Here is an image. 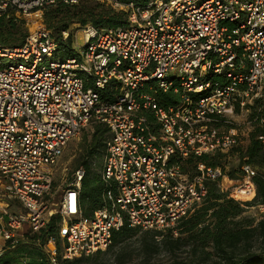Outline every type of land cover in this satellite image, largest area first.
<instances>
[{
  "label": "built area",
  "instance_id": "obj_1",
  "mask_svg": "<svg viewBox=\"0 0 264 264\" xmlns=\"http://www.w3.org/2000/svg\"><path fill=\"white\" fill-rule=\"evenodd\" d=\"M81 1L87 0H0V15L12 8L42 22L22 46L0 47V237L15 245L24 227L37 233L57 212L63 259L107 249L125 223L175 228L206 197L205 182L222 174L198 163L190 176L171 157L239 145L236 105L238 114L251 113L258 101L248 130L264 127V0H91L124 12L126 26L86 25L83 49L55 58L68 31L61 42L54 38L43 10ZM167 93L176 101L163 105ZM94 123L109 135L101 167L105 204L82 215L79 167L53 209L52 168L67 143ZM256 137L264 151V130ZM256 173L242 164L229 196L252 199ZM11 201L24 212H9ZM44 249L57 264L56 240Z\"/></svg>",
  "mask_w": 264,
  "mask_h": 264
},
{
  "label": "trees",
  "instance_id": "obj_2",
  "mask_svg": "<svg viewBox=\"0 0 264 264\" xmlns=\"http://www.w3.org/2000/svg\"><path fill=\"white\" fill-rule=\"evenodd\" d=\"M121 2H142L143 0H120ZM15 11L12 8L7 13L0 15V47L16 48L24 44L28 34L25 30H18L17 22L22 23L13 16L6 18L8 13ZM44 23L51 31L52 36L61 42V32L68 31L71 24L80 26L91 25L94 28L126 26L124 12L116 11L111 6L96 1H81L77 4H64L56 2L54 5L44 8ZM19 35V41L11 44L9 38ZM59 57L65 59L76 54L72 45L71 34L60 43ZM5 60H0V65ZM105 91L104 98L111 97ZM161 103L165 105L166 98L160 96ZM168 101V100H167ZM259 102L249 106L250 117L254 116ZM238 113L239 106L235 108ZM95 124V123H94ZM104 126V125H103ZM96 136L107 133V128L97 126ZM264 127L256 126L249 132V141L246 147L235 146L227 152H214L201 156L190 155L186 158L172 156L170 164L178 163L184 173L190 176L197 172V164L202 163L212 169H220L221 176L216 180H207V194L201 204L196 207L191 215L182 218L175 228L165 230L141 229L124 224L112 234V242L105 250L96 251L90 255H81L72 259H63L61 253V240L58 229L61 222L59 214L53 215L46 227L37 233H25L24 242L12 245L7 241L4 250L0 253V264H53L44 245L49 238L57 242V264H264V218L254 226L252 220L241 218L247 207L264 206V173L256 169L257 165L264 164V151L257 140V134ZM107 140V139H106ZM106 142V141H105ZM105 142L103 143V155L105 154ZM230 154H237L242 164H250L257 171L252 181L255 186V196L248 201H237L229 196L239 179L236 170H227L225 163ZM104 157V156H103ZM247 157V158H245ZM80 166L85 175L81 182L79 206L84 217H90L93 212L105 204V182L101 178L91 179L90 161L85 160ZM189 168L193 172H189ZM176 230V235L174 233ZM260 237V245L255 250L256 237ZM138 239L136 249H130L128 244ZM31 245L35 252L28 261L14 255V250L20 245ZM20 246V247H19ZM187 249V256L181 258L179 253ZM172 257L162 263L157 257L161 254ZM182 254V253H181ZM178 257V258H177ZM107 258V261H106ZM103 260L104 263H101Z\"/></svg>",
  "mask_w": 264,
  "mask_h": 264
},
{
  "label": "rangeland",
  "instance_id": "obj_3",
  "mask_svg": "<svg viewBox=\"0 0 264 264\" xmlns=\"http://www.w3.org/2000/svg\"><path fill=\"white\" fill-rule=\"evenodd\" d=\"M105 6L107 5L105 4ZM43 14H44V11L42 13V20L44 22ZM11 16L23 22L22 26H20L19 22H17L18 23L17 29L19 31L25 30L28 35H30L33 32V30L36 29V26H37L36 22H40L42 24L41 19H36V16L34 15L26 17V16H23L17 13L16 11H13V12L11 11L10 13H8V16L6 18L8 19ZM83 27L84 26H80L79 24H71L70 29L68 30V35L71 34L72 45L76 53L80 52L84 47V37H83V32H82ZM18 41H19V35L18 36L15 35L9 38V42L11 44H14L15 42H18ZM55 58H60L59 54H55ZM160 101L162 100L160 99ZM249 117H250V112L248 113L246 112L243 114L237 113V115H235L232 118L234 125H236L240 129V133L242 134V140L244 139V143H240L239 145H237V146H240L239 148L244 149L249 141L248 139L249 137H247L248 131L250 132V130H248L249 124H247L250 119ZM100 125L102 128L104 127L102 124H88L87 126H85L79 132L78 135L73 137L67 143L66 147L64 148L63 154L61 158L59 159L58 164L52 168V190L50 192V195H51L50 203L53 209L57 208L56 204L59 201L62 188H64V186L70 182V180L72 179L73 172L77 168L83 165L82 164L83 161L85 160L90 161L91 171H90L89 176L91 177L92 180L100 177L101 167L103 163V156H104L103 155L104 152L102 151L103 143L106 141V139H108V136H109L108 132L102 136L95 135V130L98 128L97 126H100ZM245 126H246V133L244 131ZM240 164H241V159L238 157V155L230 154V156H228L227 158V163H225V166L227 170H231V169L236 170L238 167H240L239 166ZM256 169H258L259 172L264 173V164L257 165ZM189 172H193V170L189 168ZM238 174L240 173L238 172ZM1 199L2 198L0 196V211H1V208L4 207L1 204ZM10 203L11 204H9L8 202V204L10 205L9 212H12V213L13 212H16V213L24 212V209L20 204L18 205V203H15L14 201H11ZM192 213H190L189 215H191ZM55 214H57V212ZM241 218L252 220V224L255 226L260 219L264 218V208L261 209L256 206L247 207L245 209V212L241 215ZM28 232H29L28 228L24 227L23 233H28ZM21 240H23L22 242H24V238H22ZM259 241H260V237L257 236L256 243H255V250L258 249L257 246L260 245ZM5 243L6 241L2 237H0V252L4 250ZM138 244L139 242H138V239L136 238L133 241H131V243L128 244V246L130 247V249H136ZM20 246H19L20 248H16V250H14L13 256H16L18 258H23L24 261H28L34 256L33 254L35 252L30 248L31 245L25 244V245H20ZM181 253H179V256L181 258H184L185 256H187V253H188L187 249H184ZM157 259L160 260V262L158 261V263H162L166 260L172 259V257L163 253L159 257H157ZM100 261L101 263H104L103 260H100ZM106 261H107V258H106Z\"/></svg>",
  "mask_w": 264,
  "mask_h": 264
},
{
  "label": "crops",
  "instance_id": "obj_4",
  "mask_svg": "<svg viewBox=\"0 0 264 264\" xmlns=\"http://www.w3.org/2000/svg\"><path fill=\"white\" fill-rule=\"evenodd\" d=\"M164 98H166L167 100H166V102L167 103H172V102H175L176 101V97L172 94V93H167V94H163L162 95ZM166 103V104H167ZM150 119H151V117H150ZM152 120V119H151ZM244 131H245V133H246V128H244ZM248 135H249V131H248ZM247 135V137H249ZM246 137V136H245ZM249 139V138H248ZM245 140H246V138H245ZM241 143H244V139L242 140V142ZM15 203H18V205H19V202H17V201H14ZM11 204V203H10Z\"/></svg>",
  "mask_w": 264,
  "mask_h": 264
}]
</instances>
